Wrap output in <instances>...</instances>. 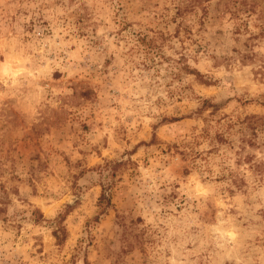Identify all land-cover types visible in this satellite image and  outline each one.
Returning <instances> with one entry per match:
<instances>
[{"label": "clouds", "instance_id": "clouds-1", "mask_svg": "<svg viewBox=\"0 0 264 264\" xmlns=\"http://www.w3.org/2000/svg\"><path fill=\"white\" fill-rule=\"evenodd\" d=\"M0 264H264V0H0Z\"/></svg>", "mask_w": 264, "mask_h": 264}]
</instances>
